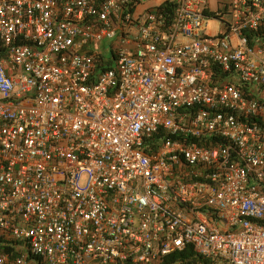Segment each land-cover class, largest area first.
Returning a JSON list of instances; mask_svg holds the SVG:
<instances>
[{
	"label": "built area",
	"instance_id": "obj_1",
	"mask_svg": "<svg viewBox=\"0 0 264 264\" xmlns=\"http://www.w3.org/2000/svg\"><path fill=\"white\" fill-rule=\"evenodd\" d=\"M211 1L0 0V264H264V0Z\"/></svg>",
	"mask_w": 264,
	"mask_h": 264
},
{
	"label": "trees",
	"instance_id": "obj_2",
	"mask_svg": "<svg viewBox=\"0 0 264 264\" xmlns=\"http://www.w3.org/2000/svg\"><path fill=\"white\" fill-rule=\"evenodd\" d=\"M158 8L160 10H162L163 12H165L168 17H171L172 14H173V7H170V5L167 4V3L161 4L160 7H158ZM263 31H264V29H263ZM6 55H7V48H6V46L4 44H2V42H0V58L6 57ZM107 65L110 66V63L108 62ZM241 90H242L244 95L250 96L249 94H251V93H250V90L247 87L242 86ZM248 121L252 122V123L263 124L260 119H256V118L248 120ZM0 251L3 252V253L8 254L11 259H14L19 254V251L17 250L15 244H9L7 242L2 241L1 236H0ZM181 255H182L183 258L187 257L188 255H192V248L191 247H187L185 249V251ZM173 257H175V256H173ZM173 257H171L169 259V261L173 260L174 259ZM34 260H39V259L38 258H34ZM191 262H196V258H192V260H189V261H187V262H185L183 264H187V263H191Z\"/></svg>",
	"mask_w": 264,
	"mask_h": 264
},
{
	"label": "rangeland",
	"instance_id": "obj_3",
	"mask_svg": "<svg viewBox=\"0 0 264 264\" xmlns=\"http://www.w3.org/2000/svg\"><path fill=\"white\" fill-rule=\"evenodd\" d=\"M164 0H144L143 4L139 7L140 10H145V9H149V8H154L155 6L160 5ZM218 0H212L210 2V5L212 7V9H217V5H218ZM209 30H211L212 32H215L216 29L218 30V24L216 22V20L211 19L209 21V26H208Z\"/></svg>",
	"mask_w": 264,
	"mask_h": 264
},
{
	"label": "crops",
	"instance_id": "obj_4",
	"mask_svg": "<svg viewBox=\"0 0 264 264\" xmlns=\"http://www.w3.org/2000/svg\"><path fill=\"white\" fill-rule=\"evenodd\" d=\"M254 96L259 97V98H262L264 100V90L262 89L260 91H254Z\"/></svg>",
	"mask_w": 264,
	"mask_h": 264
}]
</instances>
